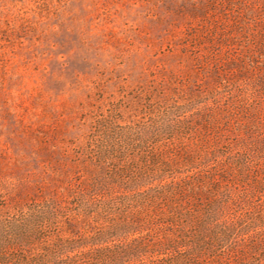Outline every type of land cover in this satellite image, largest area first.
I'll list each match as a JSON object with an SVG mask.
<instances>
[{
  "label": "rangeland",
  "instance_id": "rangeland-1",
  "mask_svg": "<svg viewBox=\"0 0 264 264\" xmlns=\"http://www.w3.org/2000/svg\"><path fill=\"white\" fill-rule=\"evenodd\" d=\"M0 264H264V0H0Z\"/></svg>",
  "mask_w": 264,
  "mask_h": 264
}]
</instances>
